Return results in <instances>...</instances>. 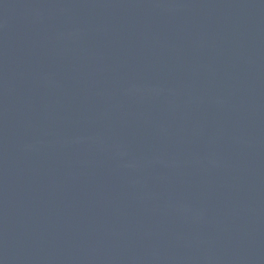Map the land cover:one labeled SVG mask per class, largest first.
I'll return each instance as SVG.
<instances>
[{"label":"water","instance_id":"water-1","mask_svg":"<svg viewBox=\"0 0 264 264\" xmlns=\"http://www.w3.org/2000/svg\"><path fill=\"white\" fill-rule=\"evenodd\" d=\"M0 264H264V0H0Z\"/></svg>","mask_w":264,"mask_h":264}]
</instances>
